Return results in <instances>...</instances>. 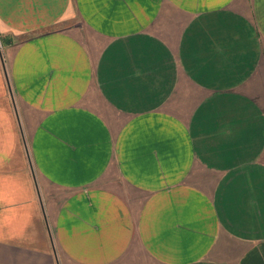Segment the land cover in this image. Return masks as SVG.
<instances>
[{"label": "crops", "instance_id": "1", "mask_svg": "<svg viewBox=\"0 0 264 264\" xmlns=\"http://www.w3.org/2000/svg\"><path fill=\"white\" fill-rule=\"evenodd\" d=\"M0 264H264V0H0Z\"/></svg>", "mask_w": 264, "mask_h": 264}, {"label": "rangeland", "instance_id": "2", "mask_svg": "<svg viewBox=\"0 0 264 264\" xmlns=\"http://www.w3.org/2000/svg\"><path fill=\"white\" fill-rule=\"evenodd\" d=\"M3 42H4V40H3Z\"/></svg>", "mask_w": 264, "mask_h": 264}]
</instances>
